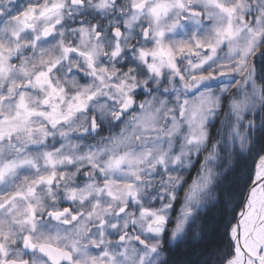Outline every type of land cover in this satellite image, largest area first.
<instances>
[{"label":"snow or ice","instance_id":"6c2138e0","mask_svg":"<svg viewBox=\"0 0 264 264\" xmlns=\"http://www.w3.org/2000/svg\"><path fill=\"white\" fill-rule=\"evenodd\" d=\"M6 16L0 264H264V110L248 119L227 198L194 206L213 181L201 164L177 215L172 174L225 103L239 121L264 100V0H28ZM96 112L127 120L84 146L73 136L103 127Z\"/></svg>","mask_w":264,"mask_h":264},{"label":"clouds","instance_id":"9594fccd","mask_svg":"<svg viewBox=\"0 0 264 264\" xmlns=\"http://www.w3.org/2000/svg\"><path fill=\"white\" fill-rule=\"evenodd\" d=\"M15 0H0V18L6 19V13L13 11ZM234 84V83H232ZM231 88V86H230ZM159 91V89H157ZM240 97H243L245 93H251V86H241L240 89H236ZM225 96L232 98L230 93H225ZM101 104H108L109 113L111 111H118V106L111 100H104ZM255 110L245 113V118L237 121L232 115L230 108L227 103L219 110L216 115L209 120V142L201 148L199 151H193L190 154L191 162L187 167H174L173 175L181 177L179 183L175 187L176 193V213L179 215L181 207L185 203V196L191 188V184L194 178H198L201 173V164H204L203 173L206 174L208 169L212 170L213 181L209 187L199 193L200 204L194 206L198 210L202 211L211 202L219 200L223 194L227 198V193L223 192L221 185L224 183V177L234 168L235 161L239 155L245 153V149L242 147L241 137L247 136L249 131L248 119L255 117L259 120L262 110H264V100L259 97L254 98ZM102 128H98L97 131H89L74 134L73 139L79 140L84 146L97 145L101 141V137L107 141L111 136L119 133L120 128L124 126L125 120L115 121L111 118V115L104 116L99 112H96ZM132 115L131 112L127 114L128 117ZM213 151L215 158L204 163V157L209 151ZM199 165L197 166V162ZM193 169L195 172L193 174ZM76 207V205H72ZM171 227V225L169 226ZM119 251V249H117Z\"/></svg>","mask_w":264,"mask_h":264},{"label":"rangeland","instance_id":"374dc122","mask_svg":"<svg viewBox=\"0 0 264 264\" xmlns=\"http://www.w3.org/2000/svg\"><path fill=\"white\" fill-rule=\"evenodd\" d=\"M27 2H28V0H15V4H17V5H26ZM13 14H15V13H13ZM93 15H94V13H93ZM82 19H84V17H82ZM89 19H91V17H89ZM80 21H76L75 24L68 23L66 26L76 27L79 24ZM117 66L120 67V68H122V70H127V67H129L130 65L129 64H118ZM70 76H76L77 78L80 79L81 83L84 82V75H83V73L80 72L77 69H73V71L70 74ZM236 79H240V77L239 76H236ZM232 83H235V80H233ZM137 92L138 93H141V94L137 95V97H136L137 101L139 102L140 100H143L144 99V96L142 94V90L138 89ZM100 100H101V102H103L105 100V98H101ZM198 165H199V161L197 162V166ZM253 171H254V168H253ZM194 172H195V169H193V174H194ZM81 179H83V176H81ZM63 206H71V205H70L69 202H65ZM239 209H238V211L236 213L239 212ZM234 222L235 221H233V223Z\"/></svg>","mask_w":264,"mask_h":264},{"label":"trees","instance_id":"16d2710c","mask_svg":"<svg viewBox=\"0 0 264 264\" xmlns=\"http://www.w3.org/2000/svg\"><path fill=\"white\" fill-rule=\"evenodd\" d=\"M248 165H249V170H250V171H253L254 163L252 162L251 159L248 161ZM81 180H82V179H81ZM242 198H243V197H241V199H242ZM239 208H240V207H239L238 205H236V206H235V212H237ZM230 211H231V210H230ZM219 246H220L221 248H223L225 251H227L226 241H222V242L220 243Z\"/></svg>","mask_w":264,"mask_h":264},{"label":"flooded vegetation","instance_id":"af4514ba","mask_svg":"<svg viewBox=\"0 0 264 264\" xmlns=\"http://www.w3.org/2000/svg\"><path fill=\"white\" fill-rule=\"evenodd\" d=\"M80 20H82V16L77 15L72 20H69L68 23L75 24L76 21H80Z\"/></svg>","mask_w":264,"mask_h":264},{"label":"water","instance_id":"95a60500","mask_svg":"<svg viewBox=\"0 0 264 264\" xmlns=\"http://www.w3.org/2000/svg\"><path fill=\"white\" fill-rule=\"evenodd\" d=\"M239 211H240V209H239Z\"/></svg>","mask_w":264,"mask_h":264}]
</instances>
